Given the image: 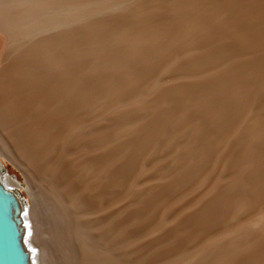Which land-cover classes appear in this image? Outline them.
<instances>
[{
	"label": "bare ground",
	"instance_id": "1",
	"mask_svg": "<svg viewBox=\"0 0 264 264\" xmlns=\"http://www.w3.org/2000/svg\"><path fill=\"white\" fill-rule=\"evenodd\" d=\"M0 156L34 264H264V0H0Z\"/></svg>",
	"mask_w": 264,
	"mask_h": 264
},
{
	"label": "water",
	"instance_id": "2",
	"mask_svg": "<svg viewBox=\"0 0 264 264\" xmlns=\"http://www.w3.org/2000/svg\"><path fill=\"white\" fill-rule=\"evenodd\" d=\"M25 201L0 176V264H34L26 242Z\"/></svg>",
	"mask_w": 264,
	"mask_h": 264
},
{
	"label": "rangeland",
	"instance_id": "3",
	"mask_svg": "<svg viewBox=\"0 0 264 264\" xmlns=\"http://www.w3.org/2000/svg\"><path fill=\"white\" fill-rule=\"evenodd\" d=\"M0 161H2L4 163V165H5V167H6V171L1 173V175L3 177H6V176L10 175L12 177H15V179H17L18 181L19 180L22 181V182L25 181L23 173L13 163L3 159L1 156H0ZM19 191H20V193L22 194L23 197L26 196L27 198H29L26 189L25 190L19 189ZM57 199H58V197H57ZM48 200L50 202V198ZM51 202H52V200H51ZM53 203H54V201H53ZM57 214L58 213H56L55 217H54V215L52 216L51 213L49 215L50 216V224H49L48 227L50 228V233L51 234H49V236L51 238L48 241H45V244H47L48 248H50L49 249V253L50 254H49V258L47 260V263H45V264H79L78 260L80 261V256L79 255H81V254H78L77 252L81 253V249L79 251H77V249H79L80 247L77 246V244L75 245L77 248L73 246V244L76 243V241H74V240H77L76 235H74L73 231L69 230V229L68 230L71 233V235H68V233H67L68 230H66L68 225L66 226L64 224V226H66V227H64V229L67 232L66 231L63 232V229L61 228V226H62L61 223L59 224L60 226L58 228L56 227L57 225L56 226L54 225V224H57V222L53 224L54 220L57 219ZM58 216H59V214H58ZM45 219H46V216H45ZM72 234L74 235V237H72L73 236ZM67 235L70 236V237H68ZM65 236L68 237L69 240ZM71 238H73V240H72V242H69V241H71ZM73 242H75V243H73ZM77 242H78V240H77ZM74 248L76 249L77 252L75 251ZM73 249H74L75 254L76 253L78 254V255L76 254L77 257L79 256L78 260H76L77 257L74 258L75 254L73 252ZM73 255H74V257H73Z\"/></svg>",
	"mask_w": 264,
	"mask_h": 264
}]
</instances>
